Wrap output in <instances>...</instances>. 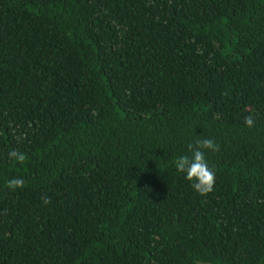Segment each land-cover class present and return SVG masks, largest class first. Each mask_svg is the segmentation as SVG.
Masks as SVG:
<instances>
[{"label":"trees","instance_id":"16d2710c","mask_svg":"<svg viewBox=\"0 0 264 264\" xmlns=\"http://www.w3.org/2000/svg\"><path fill=\"white\" fill-rule=\"evenodd\" d=\"M0 264H264V0H0Z\"/></svg>","mask_w":264,"mask_h":264},{"label":"clouds","instance_id":"9594fccd","mask_svg":"<svg viewBox=\"0 0 264 264\" xmlns=\"http://www.w3.org/2000/svg\"><path fill=\"white\" fill-rule=\"evenodd\" d=\"M244 123L252 127L254 119L251 115L245 117ZM191 157L185 155L175 159L174 165L178 172L184 173L185 178L192 182V188L201 196H205L214 190L216 171L210 167L205 158V150L219 151V145L212 139L197 140L194 144H189ZM11 157L19 162L24 161L25 154L13 151ZM25 185L22 178H13L7 181V187L10 189L21 188ZM45 204L50 203V198H42Z\"/></svg>","mask_w":264,"mask_h":264}]
</instances>
